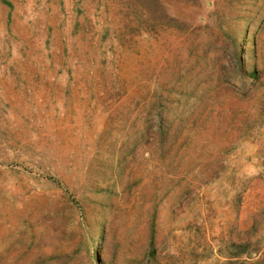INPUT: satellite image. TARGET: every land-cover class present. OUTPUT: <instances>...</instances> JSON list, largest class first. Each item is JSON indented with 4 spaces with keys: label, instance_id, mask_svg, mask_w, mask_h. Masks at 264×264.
Returning a JSON list of instances; mask_svg holds the SVG:
<instances>
[{
    "label": "rangeland",
    "instance_id": "rangeland-1",
    "mask_svg": "<svg viewBox=\"0 0 264 264\" xmlns=\"http://www.w3.org/2000/svg\"><path fill=\"white\" fill-rule=\"evenodd\" d=\"M92 13L0 55V264H264V0Z\"/></svg>",
    "mask_w": 264,
    "mask_h": 264
},
{
    "label": "crops",
    "instance_id": "crops-1",
    "mask_svg": "<svg viewBox=\"0 0 264 264\" xmlns=\"http://www.w3.org/2000/svg\"><path fill=\"white\" fill-rule=\"evenodd\" d=\"M99 0H0V55L14 54L22 86H32L39 55L47 54L45 40H71L77 23L93 15ZM82 11V14L78 13ZM80 36V35H78ZM25 55L26 59L21 56ZM3 84V83H2ZM1 84V85H2Z\"/></svg>",
    "mask_w": 264,
    "mask_h": 264
}]
</instances>
